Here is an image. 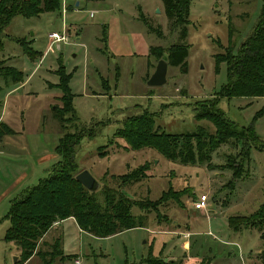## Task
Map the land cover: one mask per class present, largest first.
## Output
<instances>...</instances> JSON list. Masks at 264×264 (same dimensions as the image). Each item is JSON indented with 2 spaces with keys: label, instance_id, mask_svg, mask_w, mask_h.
Returning <instances> with one entry per match:
<instances>
[{
  "label": "rangeland",
  "instance_id": "rangeland-1",
  "mask_svg": "<svg viewBox=\"0 0 264 264\" xmlns=\"http://www.w3.org/2000/svg\"><path fill=\"white\" fill-rule=\"evenodd\" d=\"M263 5L264 0H192L186 33L171 22L161 0H61L59 11L15 16L0 49V72L12 66L24 74L18 84L0 74V121L14 130L0 140V264L19 260V247L4 240L11 203L54 170L64 134L85 135L76 146L77 173L87 170L98 181L100 201L101 188L118 187L129 179L125 174L144 164L151 175L125 188L130 198L147 206L165 190L185 195L173 194L157 210L149 204V212L134 206V214L147 215L145 225L106 238L70 219L45 243L39 241L40 253L28 264H138L150 252L181 264H264L263 225L252 224L260 222L252 214L264 203V96L222 98L218 105L238 125L254 126L259 139L248 158L243 141L230 138L207 161L183 164L151 147L133 150L116 134L126 118L143 113L153 116L159 131L185 134L203 127L215 133L212 122L196 119L194 108L202 111L227 82V65L217 70L215 57L230 48L237 52ZM64 31L68 41L52 43L50 34ZM175 45L187 47L186 66L169 65L167 82L149 85L158 61ZM153 46L161 57L152 55ZM61 67L70 75L64 92ZM70 97L74 109L62 124L55 113ZM203 194L208 208L197 210L194 202ZM57 241L63 258L54 256ZM51 252L45 263L43 253Z\"/></svg>",
  "mask_w": 264,
  "mask_h": 264
},
{
  "label": "trees",
  "instance_id": "trees-1",
  "mask_svg": "<svg viewBox=\"0 0 264 264\" xmlns=\"http://www.w3.org/2000/svg\"><path fill=\"white\" fill-rule=\"evenodd\" d=\"M166 13L172 23L183 25L188 23L192 0H161ZM61 10V0H0V49L4 48L2 33L12 19L17 15L26 18L37 17L43 13ZM184 27L183 33H186ZM23 45V44H22ZM25 52L36 56L32 51L23 45ZM34 50V49H33ZM35 52V51H34ZM152 55L161 57V52H156L153 46ZM188 49L185 45H175L170 48L166 59L169 65L181 64L186 66ZM216 68L222 63L227 65V82L220 92L216 93L214 100H209L202 106V111L195 107L197 120H208L215 126V133L210 134L205 128L200 127L198 131L188 133H167L154 129V119L149 113L134 115L123 121L122 127L116 134L124 138L130 148L140 150L151 147L161 152L171 160L183 164H196L207 161L215 149L227 142L230 138L241 139L247 147L248 158L252 148V142L259 138L253 125L241 126L229 119L226 113L218 107L222 98L232 97H263L264 96V5L259 13L258 20L249 36L241 43L237 52L228 49L225 54L215 57ZM7 72H0L5 78H12L13 84L24 80L22 70L12 66H6ZM61 89L70 90L68 80L70 75L63 67L60 68ZM11 84V83H10ZM11 86V85H9ZM1 90V89H0ZM72 98L65 100L63 111L55 113L62 124L65 121V114L73 111ZM1 103V101H0ZM262 112V111H261ZM258 113V116L261 114ZM1 118V110H0ZM2 128V129H1ZM14 133L12 128L5 126L0 121V140L4 136ZM91 137V136H90ZM85 135H62L56 152L60 159L54 166V170L47 177L41 179L36 185L28 187L19 197H16L6 216L10 226L5 232L4 240L14 242L20 249L18 264H24L38 251L39 241L59 220L74 218L79 227L97 237L106 238L123 231L143 227L147 220L143 214H134L132 208L139 207L143 211L151 210L148 205H153L155 210L159 206L167 204L174 194L180 199L185 192H174L165 190L157 198L156 203L145 205V201L139 202L130 198L126 193V187L131 183L142 181L148 178L149 167L144 164L129 174V179L118 187L101 188L103 200L100 201L96 191L87 189L77 180L78 164L75 153ZM181 201V200H180ZM147 208V210H145ZM260 222H252L256 227L263 225L264 229V203L255 214ZM232 220V218H231ZM236 227V224H235ZM55 255L64 257L61 243L54 244ZM43 253V260L48 263L47 256L53 254ZM143 261V262H142ZM136 263V262H135ZM126 264H133L128 263ZM138 264H181L177 260H165L155 257L152 252L144 257Z\"/></svg>",
  "mask_w": 264,
  "mask_h": 264
},
{
  "label": "water",
  "instance_id": "water-1",
  "mask_svg": "<svg viewBox=\"0 0 264 264\" xmlns=\"http://www.w3.org/2000/svg\"><path fill=\"white\" fill-rule=\"evenodd\" d=\"M168 68H169V61L166 58H161L157 63L154 73L150 76L148 84L149 85L165 84L167 82ZM77 180L91 191H96L99 188L98 181L87 170L81 171L77 175Z\"/></svg>",
  "mask_w": 264,
  "mask_h": 264
},
{
  "label": "crops",
  "instance_id": "crops-1",
  "mask_svg": "<svg viewBox=\"0 0 264 264\" xmlns=\"http://www.w3.org/2000/svg\"><path fill=\"white\" fill-rule=\"evenodd\" d=\"M9 93H11L12 92V88L8 91ZM5 114H3V116H2V118L3 119H5ZM28 170V171H27ZM27 170H25L23 173H26V177H28V173H29V169L27 168ZM27 171V172H26ZM188 208L189 207H193V206H187ZM187 208V209H188ZM74 220L75 222H76V220L74 219V218H68V219H65V220H59V221H57L53 226H52V228L44 235V237L40 240L41 242H43V243H45V239H46V237L48 236V234L55 228V227H57V226H60V225H62V224H64L66 221H68V220ZM77 223V222H76ZM179 224V225H178ZM77 225H78V223H77ZM175 225H176V227H179L180 226V223L179 222H175ZM188 226V225H187ZM78 227H79V225H78ZM79 229L80 230H82L80 227H79ZM82 231H84V230H82ZM84 232H86V233H89V232H87V231H84ZM164 232H167V231H164ZM185 232H186V236H189V234L190 233H192L190 230H188V229H186L185 230ZM184 232V233H185ZM168 234H169V232H167ZM90 234V233H89ZM60 241H61V239H59ZM62 242V241H61ZM13 243V242H12ZM176 243L179 245V242L178 241H176ZM39 245H41L40 243L38 244V246ZM188 245H189V243H188ZM180 246V245H179ZM182 248V247H181ZM19 249V248H18ZM17 249V250H18ZM183 249V248H182ZM13 251V250H12ZM18 255H17V257H16V261H17V259H18V257H19V255H20V250H18L17 252H16ZM185 253H187V252H185ZM185 253H183V254H185ZM64 255H65V251H64ZM68 255H70V254H68ZM35 257H36V255H33L28 261H26L24 264H28V263H31V261H33L34 259H35ZM188 258H192L190 255H189V257ZM174 260H176L175 258H173ZM185 259V258H184ZM16 263V262H15Z\"/></svg>",
  "mask_w": 264,
  "mask_h": 264
},
{
  "label": "built area",
  "instance_id": "built-area-1",
  "mask_svg": "<svg viewBox=\"0 0 264 264\" xmlns=\"http://www.w3.org/2000/svg\"><path fill=\"white\" fill-rule=\"evenodd\" d=\"M50 38L52 39V43L61 41L67 42L69 39L65 31L62 34L59 32H52L50 34ZM208 200V195L203 194L201 197H199V199L194 202V208L197 210H206L208 208Z\"/></svg>",
  "mask_w": 264,
  "mask_h": 264
}]
</instances>
